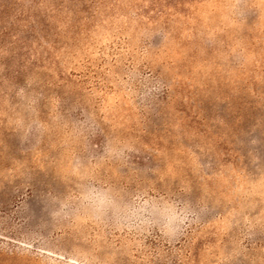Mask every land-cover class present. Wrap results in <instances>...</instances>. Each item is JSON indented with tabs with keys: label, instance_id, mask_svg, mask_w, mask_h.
<instances>
[{
	"label": "rangeland",
	"instance_id": "1",
	"mask_svg": "<svg viewBox=\"0 0 264 264\" xmlns=\"http://www.w3.org/2000/svg\"><path fill=\"white\" fill-rule=\"evenodd\" d=\"M0 264H264V0H0Z\"/></svg>",
	"mask_w": 264,
	"mask_h": 264
}]
</instances>
